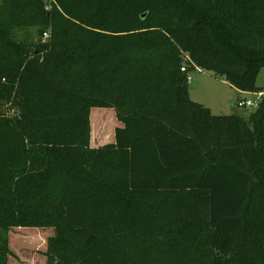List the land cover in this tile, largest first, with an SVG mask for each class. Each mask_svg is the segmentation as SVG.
<instances>
[{
  "label": "trees",
  "instance_id": "trees-1",
  "mask_svg": "<svg viewBox=\"0 0 264 264\" xmlns=\"http://www.w3.org/2000/svg\"><path fill=\"white\" fill-rule=\"evenodd\" d=\"M193 65L264 90V0H0V264L14 227L46 264H264V95L213 114Z\"/></svg>",
  "mask_w": 264,
  "mask_h": 264
},
{
  "label": "rangeland",
  "instance_id": "rangeland-1",
  "mask_svg": "<svg viewBox=\"0 0 264 264\" xmlns=\"http://www.w3.org/2000/svg\"><path fill=\"white\" fill-rule=\"evenodd\" d=\"M29 28H33L30 26ZM47 32V31H46ZM44 33V32H43ZM42 33V38L44 34ZM191 80L187 83L188 94L190 98L204 106L209 107L213 114H232L236 113L246 117L253 106H237V100L240 97L254 98L255 95H241L234 91L232 86L225 80L220 79L210 72L203 70H191ZM256 85L264 89V67H261L256 76ZM264 95V90H262ZM252 93V92H251ZM235 99L236 103L231 106L229 102ZM113 109L103 107H92L89 113L90 125V146L97 147L110 140L113 133L114 119L109 118ZM95 111L96 114L93 113ZM8 113V111H6ZM107 113V115L105 114ZM93 113V115H92ZM106 120H105V119ZM105 122L106 124H102ZM105 120V121H104ZM111 120V127L107 134L108 122ZM107 136V135H106ZM100 137L104 138L101 139ZM53 233L51 227H14L7 234L8 244L15 257H9L8 264H46V258L43 252L46 249V240Z\"/></svg>",
  "mask_w": 264,
  "mask_h": 264
},
{
  "label": "built area",
  "instance_id": "built-area-1",
  "mask_svg": "<svg viewBox=\"0 0 264 264\" xmlns=\"http://www.w3.org/2000/svg\"><path fill=\"white\" fill-rule=\"evenodd\" d=\"M43 34H44V37L47 36V32H44ZM43 39H45V38H43ZM187 60H188V57H187V55H185L184 61L181 63V66H180L181 71L187 70V62H186ZM193 69L199 70L200 68L193 65ZM186 80H187V82H190V80H191L190 72H187ZM253 94L255 95V97L253 99L252 98H241V99L237 100V103L235 101V103L237 104V106H253V107H255L257 105V102H258L260 96L263 94V92L262 91L253 92Z\"/></svg>",
  "mask_w": 264,
  "mask_h": 264
},
{
  "label": "crops",
  "instance_id": "crops-1",
  "mask_svg": "<svg viewBox=\"0 0 264 264\" xmlns=\"http://www.w3.org/2000/svg\"><path fill=\"white\" fill-rule=\"evenodd\" d=\"M233 89H234V91L236 92V93H238V94H241V95H248V94H251V95H254L253 94V92L251 93V92H248V91H239V90H237V89H235L234 87H232ZM241 98H244V97H240L239 99H241ZM232 101V105L231 106H233L234 104H235V99H231L230 100V102ZM230 102H229V105H230ZM104 108V107H103ZM105 108H110V107H105ZM111 109V108H110ZM112 111V110H111ZM105 114L107 115V113L105 112ZM108 117L109 118H112V119H114L115 121H114V124H113V130H114V128L116 127V126H120L121 125V123L116 119V117H115V112H114V110L112 111V114H108ZM110 140L111 141H113L114 140V136H113V133H112V136H111V138H110ZM111 141H109V142H111Z\"/></svg>",
  "mask_w": 264,
  "mask_h": 264
},
{
  "label": "water",
  "instance_id": "water-1",
  "mask_svg": "<svg viewBox=\"0 0 264 264\" xmlns=\"http://www.w3.org/2000/svg\"><path fill=\"white\" fill-rule=\"evenodd\" d=\"M230 105H232V101L230 102Z\"/></svg>",
  "mask_w": 264,
  "mask_h": 264
}]
</instances>
